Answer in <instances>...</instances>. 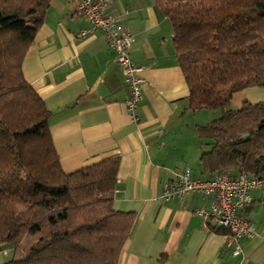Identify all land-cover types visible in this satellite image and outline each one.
Here are the masks:
<instances>
[{
	"label": "trees",
	"instance_id": "16d2710c",
	"mask_svg": "<svg viewBox=\"0 0 264 264\" xmlns=\"http://www.w3.org/2000/svg\"><path fill=\"white\" fill-rule=\"evenodd\" d=\"M51 2L0 0V249L38 234L23 257L2 264H120L135 216L113 207L118 159L64 172L50 112L23 75ZM153 2L171 22L188 107L220 112L197 126L209 146L202 177L264 176V101L229 106L233 92L264 86V0Z\"/></svg>",
	"mask_w": 264,
	"mask_h": 264
},
{
	"label": "crops",
	"instance_id": "0c3cea01",
	"mask_svg": "<svg viewBox=\"0 0 264 264\" xmlns=\"http://www.w3.org/2000/svg\"><path fill=\"white\" fill-rule=\"evenodd\" d=\"M108 11L129 29L130 56L143 66L138 124L125 110L129 90L106 37L99 31L74 37L89 23L73 0H52L22 61L25 80L50 112L62 170L118 159L113 207L135 216L120 264H264V190L251 191V202L238 211L257 234L239 241L237 256L224 228L212 219L203 226L197 211L208 208L209 196L160 197L164 181L184 165L193 177H202L199 158L209 146L197 126L214 119L213 112L188 107L172 25L153 0H115ZM246 101H264V86L233 92L229 106L240 108ZM7 248L12 249H0V264L10 259Z\"/></svg>",
	"mask_w": 264,
	"mask_h": 264
},
{
	"label": "built area",
	"instance_id": "2783aa9c",
	"mask_svg": "<svg viewBox=\"0 0 264 264\" xmlns=\"http://www.w3.org/2000/svg\"><path fill=\"white\" fill-rule=\"evenodd\" d=\"M73 1L76 9L89 23L88 28L78 30L74 37L83 39L97 31L106 37L108 46L115 52V60L129 90L124 102L125 110L129 120L138 124L143 66L135 63L130 56L132 38L129 29L120 25L117 13L108 11L109 5L115 0ZM253 190H264V176L257 177L245 171L236 176L221 172L204 179L193 177L190 167L184 165L172 171L171 176L164 181L160 197L164 200L180 199L190 193L209 196L208 208L197 211L203 218V226L206 227L207 221L212 219L217 226L224 228L227 231V242L233 244L230 252L237 256L241 251L239 241L257 234L254 225L238 214L240 209L251 202L250 192Z\"/></svg>",
	"mask_w": 264,
	"mask_h": 264
},
{
	"label": "rangeland",
	"instance_id": "374dc122",
	"mask_svg": "<svg viewBox=\"0 0 264 264\" xmlns=\"http://www.w3.org/2000/svg\"><path fill=\"white\" fill-rule=\"evenodd\" d=\"M208 112H213V116L214 118L220 115L219 110H210ZM38 237V234H34V235H26V237L22 240L21 243H19L18 246H16V248L14 249V247L11 248H7L8 250V255H7V259H11V258H20L24 256V253H26L25 251H27L28 246L31 245V242H33L34 240H36Z\"/></svg>",
	"mask_w": 264,
	"mask_h": 264
},
{
	"label": "water",
	"instance_id": "95a60500",
	"mask_svg": "<svg viewBox=\"0 0 264 264\" xmlns=\"http://www.w3.org/2000/svg\"><path fill=\"white\" fill-rule=\"evenodd\" d=\"M247 135H248L247 133H246V134H243V135L241 136V138H245Z\"/></svg>",
	"mask_w": 264,
	"mask_h": 264
}]
</instances>
